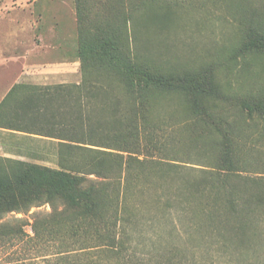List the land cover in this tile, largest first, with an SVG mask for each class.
Wrapping results in <instances>:
<instances>
[{
	"label": "trees",
	"instance_id": "16d2710c",
	"mask_svg": "<svg viewBox=\"0 0 264 264\" xmlns=\"http://www.w3.org/2000/svg\"><path fill=\"white\" fill-rule=\"evenodd\" d=\"M208 3L130 0L119 27L112 34L103 31L106 38L92 45L98 49L96 58L88 56L94 51L88 41L78 46V84H17L9 90L0 103V128L57 140L59 169L0 157V220L33 207L50 209L33 216L31 223L18 219L0 223V264H146L131 257L129 230L135 215L128 202L134 181L155 171L145 174L143 160L125 159L123 154L136 155L142 147L173 156L177 141L163 138L166 129L181 121L200 122L210 134L199 141L217 149L211 165L238 176L234 140L241 131L236 132L225 110L216 106V101L227 102L231 95L212 74L205 75V69L190 71L174 59H164L147 36L152 30L159 45L167 42L179 16L191 12L211 14L220 21L214 13L216 3L213 12ZM98 4L74 0L78 24H86ZM223 9L230 10L243 29L234 55L246 59L264 54V0H226ZM203 19L194 22L211 20ZM166 102H177L181 110L162 114ZM238 108L249 122L262 124L260 130L249 125L243 139L250 140L255 132L258 139L264 136V88L241 99ZM78 153L86 154L82 161ZM210 174L188 183L198 220L191 227L204 233L201 239L206 244L242 256L243 264H264V175L238 177L241 181L230 184L219 174ZM91 176L108 187H99L101 182Z\"/></svg>",
	"mask_w": 264,
	"mask_h": 264
},
{
	"label": "rangeland",
	"instance_id": "374dc122",
	"mask_svg": "<svg viewBox=\"0 0 264 264\" xmlns=\"http://www.w3.org/2000/svg\"><path fill=\"white\" fill-rule=\"evenodd\" d=\"M97 1L100 4L91 9L86 24L80 25L76 19L74 0H0V40L5 43V55H23L27 50L30 54L35 44L55 39L73 43L76 51L84 41L95 45L101 37L106 38L103 31L112 34L119 27L121 13L128 11L130 0ZM225 1L209 0L207 6L213 12L212 4L216 3L214 7L218 11L214 13L220 21L213 20L211 14L191 12L187 16H179L167 42L159 45L152 30L147 32V36L153 41L152 48L164 59H174L177 65L190 71L205 69V75L212 74L224 93L228 97L231 95L227 102L216 101V106L217 110H225L228 122L235 125L234 130L241 131L234 140V151L240 161L236 168L238 176L218 171L211 165L217 149L199 141L200 136L207 138L210 132L203 125L200 128V122L196 121H181L166 129L163 139L169 143L177 141L173 142L176 143L171 150L173 156L158 155L142 147L136 155L124 153L125 159L131 156L143 160L145 174L149 169L155 171L135 180L130 189L128 205L135 216L129 232L133 242L131 257L135 261L139 259L146 264H243L242 256L206 244L201 239L204 233L191 227L194 221H198L194 208L192 210L196 200L189 199L187 192L189 182L210 176V173L219 174L230 184L241 181L238 177L264 175V136L258 139L259 132H255L250 140L243 139V130L255 124L260 130L261 121L249 122L238 108L241 99H248L250 93L254 95L258 89L264 88V54H252L246 59L234 55L233 49L243 40V29L236 16L223 9ZM204 15L211 19L210 22H194L203 19ZM93 49L88 56L96 58L98 49ZM180 110L177 102H166L161 113L166 115ZM211 137L216 139L213 133ZM17 144L22 161L59 169L53 142L28 143L19 138ZM203 154L206 157L203 158ZM85 155L78 153L80 161ZM170 157L176 161H170ZM133 165L137 166L135 162ZM159 168L164 174L159 172ZM91 178L101 182L99 187L107 188L109 185L99 178ZM49 210L47 205H43L31 208L28 213H9L0 223L17 219L31 223L33 216L48 213ZM29 228L27 224L25 230ZM0 263H3L1 259Z\"/></svg>",
	"mask_w": 264,
	"mask_h": 264
},
{
	"label": "crops",
	"instance_id": "0c3cea01",
	"mask_svg": "<svg viewBox=\"0 0 264 264\" xmlns=\"http://www.w3.org/2000/svg\"><path fill=\"white\" fill-rule=\"evenodd\" d=\"M5 43L0 40V103L9 90L17 84L53 86L78 84L81 80L80 60L73 43L55 39L35 44L30 54L5 55ZM19 138L32 141L53 142L57 140L0 128V157L23 160L18 153ZM25 162V161H24Z\"/></svg>",
	"mask_w": 264,
	"mask_h": 264
}]
</instances>
